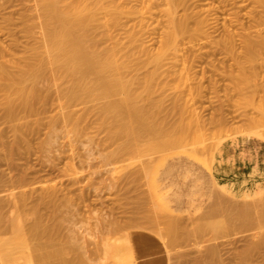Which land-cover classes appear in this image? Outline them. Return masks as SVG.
Here are the masks:
<instances>
[{
  "label": "rangeland",
  "instance_id": "374dc122",
  "mask_svg": "<svg viewBox=\"0 0 264 264\" xmlns=\"http://www.w3.org/2000/svg\"><path fill=\"white\" fill-rule=\"evenodd\" d=\"M26 1L30 0H0V44L4 53L7 50L3 61L20 58L31 51L26 50L29 45L32 49L35 46L23 30L22 10ZM190 1L193 4L190 15L194 16L191 21L195 23L192 18L199 16L205 26L203 22V28L194 29L181 42L180 54L187 61L184 63L187 68L179 62L177 65L183 66L184 81L178 85L171 80L163 86L165 79H157L148 100L151 102L144 101L148 104L147 111L151 109L147 113L151 117L145 116L147 121L153 118L160 132L147 134L143 149L122 160L109 161L101 156L106 152L101 145L87 136L69 141L63 129L53 136L50 144L52 124L61 108L57 107L55 86L49 89L52 85L49 81L47 90L51 93L47 103L30 115L27 112L28 116L20 111V117L16 116L19 121L3 118L5 108L0 106V248L5 247L0 249V254L6 255L2 260L13 264H116L118 261L113 259L116 260L113 262L102 249L105 240L114 241L115 237L119 242H131L135 264H201L202 259L213 264H264V225L260 227L250 220L248 224L246 220L248 225L244 226L245 221L234 222L226 217V213L242 210L239 206L246 207L247 203L246 212L251 209L256 212L248 216L264 209V48H261L264 46L261 44V40L264 42V0ZM181 10L178 14L184 13ZM35 29H39L38 22ZM248 37L254 41L261 38H257L260 43H255L261 45H256L260 49L253 50L259 49L257 53L244 48ZM155 42L153 45L157 47ZM152 43L151 47L155 48ZM38 48L31 52L41 50ZM147 66L139 72H148ZM174 92L181 94L178 96L181 100L176 97L175 101L186 107L180 111L181 115L178 111L183 107H173L179 105L172 98ZM3 97L4 92L0 91V99ZM100 100L87 105L104 101ZM78 105L74 109L83 104ZM179 116L184 124L182 119L179 124ZM254 120L261 124L260 128L263 126L261 135L258 125L252 129ZM17 125L28 130H23L26 137L15 136ZM259 187L261 191L255 195ZM252 205L258 209L254 210ZM36 216L41 219L35 221ZM179 219L186 227L179 231L173 244L169 241L172 246L169 242L166 246L171 239L167 233L163 235L164 230L167 224L173 226ZM34 221L40 224L38 230L50 229L47 233L42 230L46 236L36 230ZM197 222L203 226L228 227V230L218 236L210 233L200 237ZM37 231L41 234H35ZM27 259L32 262L27 263Z\"/></svg>",
  "mask_w": 264,
  "mask_h": 264
},
{
  "label": "bare ground",
  "instance_id": "6f19581e",
  "mask_svg": "<svg viewBox=\"0 0 264 264\" xmlns=\"http://www.w3.org/2000/svg\"><path fill=\"white\" fill-rule=\"evenodd\" d=\"M30 1H26V3ZM32 2L33 3L31 4L29 3V5L28 3L27 4L23 3V6L25 8L23 7L24 8V11L22 10L23 14L21 13L23 15V21H22L23 22L22 24L24 27L23 30L25 31V34L29 37V39L31 38L33 40L34 42L33 44L35 45L33 49L30 48V45H29L30 49L26 48V50L28 49V50L33 51L34 49H36V47L37 48L40 47L41 50L34 51V52L25 51L26 53H24V55L20 58H18L19 56L17 57V59L15 57V59H11V60L6 58L5 61H3L4 57L2 56L3 55L5 56L7 50L4 53L5 51L4 47L3 45L1 46L0 44V57L2 58V59L0 58V60H2L0 61V91L4 92V97L0 99V106L2 105L5 108L3 110L4 112L3 118H6L8 120L9 119L15 120L17 117L18 118L20 117V113H19L20 111L22 112L24 111V113L28 112L29 115L31 113L36 112V109L38 108V106L40 107L41 105H44L47 103V100L49 98L48 94L51 93L50 91L47 90L48 89L47 86L51 82L50 85L51 84L52 85L49 86V89L53 88V85L55 86V88L57 87V89L54 88V90H55V93H57L56 101L59 104V105L57 104V107L59 106V109L61 108V111L58 113V115L60 114L59 115L60 119H58L59 116L56 117L57 119L53 117L55 121L52 124L51 132H50L51 141L48 140L50 144L53 141L52 139L53 136L57 135L58 131L61 132V129H63L65 136L69 141L75 140L80 136H87L91 141L96 142L99 146L101 145L104 151L106 150V152L102 153L101 156L104 159L109 160V161L122 160L123 158H126L127 156L132 155L137 150L143 149L144 148L143 138H145L147 134H152V133L157 134L160 132V130L156 128L157 126L153 124L154 123L152 120L153 118L152 119L150 118L151 121L149 119H148L149 121H147L146 119L147 117L145 116L148 112L150 113L151 109L147 111L146 109L147 107H145L147 102H144V101L150 100L151 91L157 79H162V78L165 79L163 86L167 85L171 80H173V82L177 83L178 85L181 84L180 82L182 80V76H184L182 73L184 69L182 67L184 66V63L186 61L184 57H182L183 55L180 54L182 50L180 49L182 45L181 42L184 41L183 39H185L184 38L185 35L187 38L190 34H193L192 32L195 31L194 29L203 28L202 26L205 24L203 18L201 19L199 16L192 18L195 23L191 21V17H194L193 15L192 16L190 15V11H189L190 6L192 8V5H193L191 4L192 2L190 0H33ZM180 8L183 10L184 12L183 14H178V12H180L179 11ZM255 10H256V7H255ZM36 22H38V26H39L38 30L35 29ZM153 35L155 36L152 37ZM156 35H158V38ZM154 38H156L157 40ZM257 38L254 41L253 38L248 37L244 42V48L247 49L249 52L255 53L256 51H253V50H256L258 47L260 49V46H261L260 44H258L260 43V41L258 40H260L261 38L260 39L258 38V40ZM151 39L152 40L154 39V42L155 40L156 42H158L157 47L153 45L154 42L152 43ZM256 41H258L257 44L260 46L257 47L256 46L257 44L255 45ZM263 41H264V38H263ZM151 43L153 46H155V48L151 47L150 45ZM261 44H264V42L262 43V40H261ZM31 47H32V44H31ZM262 47L264 48V46H261V48ZM12 58H14V56ZM182 60H184V62ZM178 62L179 64H182L183 66L177 65ZM149 64L151 65V67L149 66ZM146 66H147L146 69L150 68V70L143 74L142 72L140 73L139 71L142 70L143 68L145 69ZM179 67H181L182 70ZM186 68L187 67H185V69ZM186 78H188V76H186ZM42 82L46 83V85H44V83ZM179 94L177 92H174V95L172 94L173 95L172 98H174V101L176 97L178 100L179 98L178 96H181L182 93L180 95ZM100 99H104V101L100 102L99 104L95 103L92 105H87L89 103L96 102ZM178 101H177L178 104L181 103ZM148 102H151V101H148ZM78 104H83V105L82 107L80 106L81 108L74 109V107H76V105ZM174 105L175 106L173 107L175 108L176 106L177 107L180 106V104L179 105L174 104ZM151 107L152 106H150V108ZM180 107H183V106L181 105ZM185 108L184 107L183 109L180 108L181 110L177 108L176 111L179 110L178 112L180 114V111L182 112ZM28 113L25 114L24 116H28ZM148 115L149 114H147V116ZM148 117H151V114ZM18 118L16 120H18ZM24 118H27V117H24ZM248 118L246 119L248 120ZM179 119H180L179 122H181L179 124H182V121H183L182 117L179 116ZM171 121L172 120H170V122ZM25 122L27 123V121ZM174 122H177V120ZM248 123H250V121ZM183 124H184V121H183ZM253 124H250L249 126H253ZM20 125H17L19 127L15 128V134H16L15 136L18 138L20 137L23 138L24 133H26L23 130L25 131H28V130L26 128L25 129L20 128ZM169 125H172V126L175 125L174 127H176V124L174 123L173 125V122L170 123ZM255 125H258L257 122L256 124H254V127L252 128L253 130L255 128ZM260 125L261 124L258 125L259 128L261 127ZM178 126L180 127L181 125H178ZM26 127L28 126L26 125ZM182 127L183 126H181V128ZM262 128H260V130L257 128L258 134H259V131L260 132L264 131V129L263 131L261 130ZM257 129H255V132ZM261 134L262 133H260L259 135ZM220 186L225 191L227 190L223 185H220ZM260 191H261V188L259 187L258 190H256V193L254 192L255 195L256 194L259 195L258 193H260ZM255 195H252V197L253 196L255 197ZM43 202L41 203L43 204ZM247 204H246V207H248ZM255 206L256 205L253 206L254 210L256 209ZM239 207L242 210H238L235 208L236 212H228V210L225 211V212H228L226 213V217L231 220H234V222L236 220H240L238 221L239 223H242V221H245L243 224L244 226L245 224H247L249 220L251 221V223L252 222L253 223L255 222V224L258 223L256 225L260 224L259 225L260 227L264 225V209L259 208L260 210H257L258 209L257 208L256 210L259 211V214L257 215L253 214L251 216H248L249 213H252L253 209H251L252 211L246 212L248 211V210H245L246 207H243V208L241 206ZM231 211L233 210L231 209ZM17 212H20V211H17ZM38 212H37V215H38ZM246 213L248 214L246 215ZM24 216L23 218H25ZM31 216L32 215H30V217ZM151 216L152 215H150V218ZM36 217H37V220L35 221H38L39 218L41 219L42 215L41 217L39 216V218L38 216ZM23 218L21 217V219ZM25 219H28V218H25ZM169 219L170 218H168V220ZM30 220H27V221L29 222ZM152 220H155V219H152ZM1 221H4V220H1ZM105 221L106 220H104V222ZM168 222H171V220ZM175 222H176L175 225L173 222V226H172V223H171V226H169L170 223L169 224L166 223L168 227L166 228V230H164L166 232L163 233V235L167 233V238L171 239V240L167 239L168 240L167 243L164 242V244L166 243V246L169 241H172V244H173V242L179 236V231L183 230L186 227V225L183 224L184 222L182 223L180 219L179 221H175ZM164 223L165 222H163V224ZM21 224L23 225L24 223H21ZM38 225L40 224L38 223ZM38 225L36 227L37 228L36 230H38ZM119 225L120 224L118 225L116 224L115 227H119ZM204 225L206 226H203L202 224L196 225L197 231L200 234V237H203L210 233L212 235L218 236L220 235V233L222 234V232H225L226 229L228 228L225 226H224L225 228H223L215 224L214 225L209 224L210 226H208L207 224H204ZM15 226L16 225H14V227ZM4 228H1L2 232ZM15 229L17 230V228ZM46 229L47 230H44V229L42 230H44L45 232L50 230V229L48 230V228ZM262 229L264 228L262 227ZM42 230L40 229L38 231L41 232ZM115 230L116 228L113 230L114 234L116 232ZM161 230L163 232L162 228ZM38 231L35 232V234H38V233L41 234ZM44 231H42V235L45 233ZM52 231L53 230H51V232ZM159 231H158V234L160 233ZM260 231H263V230L260 229ZM260 231L258 232L260 233ZM67 232L69 233V231ZM70 234L71 233H69V235ZM163 235L161 236L162 238H163ZM111 236L113 237L114 235H111ZM109 239L105 240L102 246V249L104 251L103 253H105V255L107 254L112 259L108 256L107 258H110L112 261L113 259H116L119 264H134V256L132 253L130 241H127L126 243L125 242L126 239L125 240L122 239L125 242L123 243L121 241L119 242L120 240L119 238L118 240H115V237H114L113 239L114 241L112 240L110 241ZM165 240L163 239V241ZM13 243H15V241ZM170 245H171V242H169V246ZM8 247L7 249L10 248ZM4 248L5 247L0 248V249L4 250ZM8 252L9 250L7 251V253ZM213 252L211 251L212 254H214ZM11 254L12 252L10 253V255ZM13 255H11L12 258H14ZM66 255L68 254L66 253ZM5 256L4 257L1 256L2 258H0L1 259L0 264H9V262L13 264V262L9 260H8L9 262H7L6 259L2 260L5 258ZM215 256H218V255L216 254ZM215 256L213 258H215ZM9 257L7 259H9ZM213 258L211 260H213ZM30 259H27L29 261L28 262L25 261V262L27 263L32 262L30 261ZM50 259L48 260L50 261ZM116 260L114 261L116 262ZM69 261L70 260H68V262ZM202 261L203 262H201V264H210V263L213 264L212 261L210 263L206 260L204 262L203 259ZM16 263H18V261ZM19 263L21 264V262ZM71 263L72 262H70V264ZM169 264H173V263L169 262ZM214 264H217V263H214ZM240 264H246V263L242 262Z\"/></svg>",
  "mask_w": 264,
  "mask_h": 264
},
{
  "label": "crops",
  "instance_id": "0c3cea01",
  "mask_svg": "<svg viewBox=\"0 0 264 264\" xmlns=\"http://www.w3.org/2000/svg\"><path fill=\"white\" fill-rule=\"evenodd\" d=\"M130 244H131V242H130ZM131 248H132V253H133V256H136L135 255V253H134V249H133V246H132V244H131ZM134 264H135V260H134ZM169 264V263H168Z\"/></svg>",
  "mask_w": 264,
  "mask_h": 264
}]
</instances>
